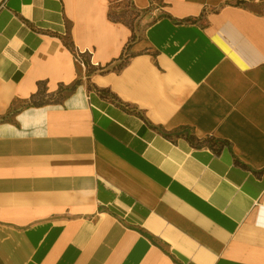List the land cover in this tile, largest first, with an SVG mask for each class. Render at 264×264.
Listing matches in <instances>:
<instances>
[{
    "label": "crops",
    "instance_id": "crops-1",
    "mask_svg": "<svg viewBox=\"0 0 264 264\" xmlns=\"http://www.w3.org/2000/svg\"><path fill=\"white\" fill-rule=\"evenodd\" d=\"M0 264H264V0H0Z\"/></svg>",
    "mask_w": 264,
    "mask_h": 264
},
{
    "label": "built area",
    "instance_id": "built-area-1",
    "mask_svg": "<svg viewBox=\"0 0 264 264\" xmlns=\"http://www.w3.org/2000/svg\"><path fill=\"white\" fill-rule=\"evenodd\" d=\"M76 57H77V61H79V62H81L82 64H84V61H83V59H82V57H81V53H77V54H76Z\"/></svg>",
    "mask_w": 264,
    "mask_h": 264
},
{
    "label": "rangeland",
    "instance_id": "rangeland-1",
    "mask_svg": "<svg viewBox=\"0 0 264 264\" xmlns=\"http://www.w3.org/2000/svg\"><path fill=\"white\" fill-rule=\"evenodd\" d=\"M123 18L132 23L133 15L132 16H125Z\"/></svg>",
    "mask_w": 264,
    "mask_h": 264
},
{
    "label": "trees",
    "instance_id": "trees-1",
    "mask_svg": "<svg viewBox=\"0 0 264 264\" xmlns=\"http://www.w3.org/2000/svg\"><path fill=\"white\" fill-rule=\"evenodd\" d=\"M67 45H69L71 47V43L69 41H66Z\"/></svg>",
    "mask_w": 264,
    "mask_h": 264
}]
</instances>
